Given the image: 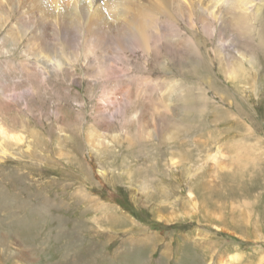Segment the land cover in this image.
I'll list each match as a JSON object with an SVG mask.
<instances>
[{
	"label": "rangeland",
	"instance_id": "obj_1",
	"mask_svg": "<svg viewBox=\"0 0 264 264\" xmlns=\"http://www.w3.org/2000/svg\"><path fill=\"white\" fill-rule=\"evenodd\" d=\"M11 1L0 0V126L19 140L0 135V264H76L72 248L88 264L140 249L147 264L232 252L264 264V0L234 8L243 23L172 7L144 45L112 31L108 53L50 24L38 54L36 18L20 23ZM51 56L57 69L36 61Z\"/></svg>",
	"mask_w": 264,
	"mask_h": 264
},
{
	"label": "bare ground",
	"instance_id": "obj_2",
	"mask_svg": "<svg viewBox=\"0 0 264 264\" xmlns=\"http://www.w3.org/2000/svg\"><path fill=\"white\" fill-rule=\"evenodd\" d=\"M58 1L60 2V4H59L60 8L58 10H56V8H55L57 5L55 0H13V1H11V3H13V2L15 3L14 6L16 7L17 12L19 13V16H20V18H19L20 23L25 22V18H27L28 16H32L33 18H36L35 28L32 32L34 34L33 35L34 37H32V38H34V39L37 38L40 41L38 44V47H37L38 50H37L36 54L43 51V49H41L42 46H40V44H44V42H45L44 38L48 35V32H49L48 29L51 28L50 24H53V27H54L53 31L56 32L57 35H59V40L61 38L71 37L73 35V30L75 28H77V29H80L81 31L85 32V39H87V43H84V48L88 53L89 52L90 53H92V52L97 53L96 52L97 50H99V52H107L108 53V50H109L108 46H110V42L112 41L109 34H111L112 31L116 32V34H117L116 38L114 39L115 42H118L121 39V37L124 38L125 40L134 38V41H137V43L139 42V44L144 45L146 38H147V34H153V32H151V31L146 32L145 28L146 27L150 28V25H153V27L156 28V25H160L161 21H160V19L157 18V16H159L160 13H163V15L165 17L166 16L169 17L170 14L172 13L171 12L172 7H175L178 10L186 11L187 13L192 11V10H196L197 12L200 13V15L202 13L203 15L214 18V19L218 16V14H221L223 11H225L226 14H232L231 19H233L237 23H243L244 22V15L242 12H236L234 10V8L235 9L236 8H242L245 10L246 9L247 10L252 9V6H251L252 3L250 0H167L168 3H166L165 0L163 1V3L158 2L157 0H73V1H71V0H58ZM70 2L73 4L70 5ZM14 6H13V8H14ZM13 10H15V9H13ZM259 12H256V14L259 15ZM162 19H164V18H162ZM262 20L264 21V17H262ZM52 21H53V23H52ZM243 31L246 32L245 30H243ZM66 40H68V39H66ZM148 40H149V37H148ZM148 40H147V42H148ZM70 43H71V41H70ZM30 44L33 45L32 40H31ZM261 44L264 45V33L261 34ZM221 50H222V48H221ZM84 55H86V54H84ZM35 57H37V55H35ZM26 59H28V58H26ZM55 60L56 59L52 58V56L49 57L48 59H46L45 57H39L38 59H36V61L38 63H42V66H48L49 68L50 67L52 68V66H53V69H57L56 67H54V63H52ZM93 64H95V63L93 62ZM263 64H264V59H263ZM97 67L98 66H96V68ZM263 67H264V65H263ZM93 68H94V66H93ZM101 68H102V66H101ZM99 70H100V68H99ZM99 70H97V71H99ZM263 72H264V70H263ZM105 78H106V75H105ZM114 82L121 84V80L118 78H115ZM117 86H120V85H117ZM109 101L110 100L105 99V100H103V104L107 105L109 103ZM111 103H113V102L111 101ZM108 112H110V111H108ZM124 117L125 116H123V118ZM96 131L99 132L100 130H96ZM96 131L90 132V134L88 133V137L91 138V141L96 140V134L98 133V132L96 133ZM173 131H175V130H173ZM10 132L8 131V133H6L0 126V135L5 136V138L7 140L8 139H14V140L18 141L19 140L18 135L12 134ZM171 134H174L172 132V129H171ZM6 139H4V140H6ZM72 145H73V143H72ZM78 145H79V142H76L77 148H78ZM76 146H74V147L76 148ZM0 154H9V152L7 151L5 146L2 145L1 141H0ZM217 154H219L218 150H216V153L213 155L207 154V160L214 161L216 166H218V164H219L215 160L217 157ZM171 161L174 162L173 159ZM14 181H16V180L14 179ZM142 190H144L143 187H142ZM187 197H188V202H187L188 208L191 210H196L197 209V204H196L197 202L192 201L190 199V195H187ZM44 201H46V200L42 199V201H41L42 204L47 205L48 203L46 204V202H44ZM7 210H9V209H7ZM116 221H117V219H116ZM23 222L24 221H19L18 223L13 224V228L18 235L24 236L23 237V239H24L25 235L24 234L21 235L20 229H19V225L22 224ZM124 222H126V221H124ZM119 225H121V224H119ZM88 235H90V234H88ZM89 237H91V236H89ZM13 238H15V236ZM81 238H83V237H81ZM71 243H72V241H70V244ZM65 244H67V243H65ZM7 245H8V243H7ZM64 248H66V247H64ZM84 250H86V248H84ZM84 250L82 251V250H79L78 248L77 249L72 248L71 251H69V255H70L71 259L76 261V264H88L87 257H88L89 252H86V251L84 252ZM142 251H143V249H140L137 252L132 251V253H134V254L131 256L128 255L127 259L123 260L122 257L120 256L121 258L116 259V260H117L118 264H138L140 262V260L143 262V264H147L148 262H150V263L154 262L155 263V261H153V259L150 260L148 258H145L144 253ZM139 252H142V253H139ZM86 254H87V256H86ZM89 257H91V256H89ZM188 257L190 260L195 261V259H192V258H194V256L190 255ZM64 258H66L65 252H64ZM18 259H20V258H18ZM181 259L186 260L188 258H181ZM239 259H240V254L236 253V252H232V253H227V254L221 256L219 260L221 261L220 264H233V263L237 262ZM91 260H92V258L89 259V261H91ZM21 261H23V260H21ZM61 261H63V259ZM180 262H183V261L181 260ZM53 263H55V262H53ZM191 263L196 264L195 262H191Z\"/></svg>",
	"mask_w": 264,
	"mask_h": 264
}]
</instances>
